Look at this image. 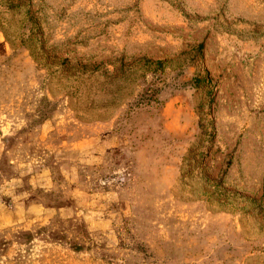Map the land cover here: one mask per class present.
Masks as SVG:
<instances>
[{
  "label": "rangeland",
  "instance_id": "374dc122",
  "mask_svg": "<svg viewBox=\"0 0 264 264\" xmlns=\"http://www.w3.org/2000/svg\"><path fill=\"white\" fill-rule=\"evenodd\" d=\"M0 264H264V0H0Z\"/></svg>",
  "mask_w": 264,
  "mask_h": 264
}]
</instances>
